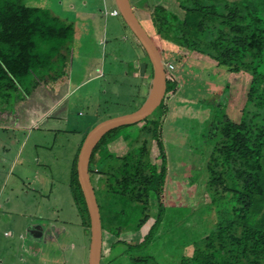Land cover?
Instances as JSON below:
<instances>
[{"label": "rangeland", "instance_id": "rangeland-1", "mask_svg": "<svg viewBox=\"0 0 264 264\" xmlns=\"http://www.w3.org/2000/svg\"><path fill=\"white\" fill-rule=\"evenodd\" d=\"M22 1L56 11L57 0ZM63 1L65 11L58 10L66 12L63 17L73 27V37L62 50L64 61H53L50 74L34 75L33 80L43 82L26 92L0 81V264H86L88 230L80 224L67 186L72 160L91 126L137 108L146 95L142 89L136 92L139 80L133 77V68L144 52L127 29H123L124 35L111 25L112 20H122L120 15L105 18L102 0ZM108 1L113 5V0ZM161 2L168 9H175L178 3ZM99 25L106 28L105 36ZM98 31L100 44L98 35L95 37ZM150 34L162 50L163 62L173 65L168 77L176 80V88L166 92L162 103L147 116L161 120L167 162L160 198L165 210L154 236L135 252L153 256L158 264H179L181 254L191 253L192 241L214 226L216 211L208 207L204 185L205 161L214 141L208 136L209 129L218 126L224 116L238 120L250 77ZM142 124L143 120L118 129L120 137L106 147L115 154L123 153L129 143L125 132L135 138ZM155 143L150 140L149 151L158 162ZM14 157L16 162L11 165ZM90 176L94 185L92 171ZM18 209L27 212V217L18 215ZM152 219L148 218L136 236ZM120 222L129 225L133 217ZM17 223L24 226L25 238L4 233ZM109 240V233L102 232V242L108 244Z\"/></svg>", "mask_w": 264, "mask_h": 264}, {"label": "trees", "instance_id": "trees-1", "mask_svg": "<svg viewBox=\"0 0 264 264\" xmlns=\"http://www.w3.org/2000/svg\"><path fill=\"white\" fill-rule=\"evenodd\" d=\"M177 2L178 11L163 4L147 6L144 21H140L148 32L172 47L201 53L230 72L243 71L250 77L238 120L224 116L218 126L209 129L208 136L214 141L205 161L204 185L208 207L216 211V217L212 229L192 241L191 253L182 254L179 264H264V0ZM72 37L71 23L49 9L22 0H0L1 85L14 90L22 87V92L38 87L43 79L33 80V76L52 73L53 61H64L62 50ZM165 70L166 95L175 91L176 80L169 78L171 70ZM126 126L101 137L90 156L89 172L95 176L102 232L115 238L110 245L140 250L154 236L165 210L160 193L167 160L161 120L156 117L145 118L135 138L125 132L129 143L123 153L108 149L107 143L121 135L117 130ZM152 139L158 162L150 156ZM81 141L70 166L68 187L87 232L88 214L75 169ZM129 217H133L131 224L120 222ZM149 217L153 219L140 236L119 238L121 231L142 228ZM128 264L158 263L153 256L138 252L129 255Z\"/></svg>", "mask_w": 264, "mask_h": 264}, {"label": "water", "instance_id": "water-1", "mask_svg": "<svg viewBox=\"0 0 264 264\" xmlns=\"http://www.w3.org/2000/svg\"><path fill=\"white\" fill-rule=\"evenodd\" d=\"M113 1L123 22L144 50L150 64L151 77L146 95L137 108L96 122L88 129L80 143L75 169L89 220L86 264H100L102 246L100 212L89 172L92 151L101 137L111 129L144 120L161 103L166 91L165 65L152 35L139 20L130 0Z\"/></svg>", "mask_w": 264, "mask_h": 264}, {"label": "crops", "instance_id": "crops-1", "mask_svg": "<svg viewBox=\"0 0 264 264\" xmlns=\"http://www.w3.org/2000/svg\"><path fill=\"white\" fill-rule=\"evenodd\" d=\"M130 1L132 3V6L134 8V11H135L136 15L138 16L139 20H141V21H144L145 12L147 10V6H150V5H153V4H163L164 5V3L161 2V0H153V2H150V3H148L146 0H130ZM74 2H75L74 0H71L72 4ZM102 2H103V5H104V13H103L104 17L107 18L109 16H116V14L111 12V10L115 8L114 1L112 2L113 5L108 0H102ZM25 3L31 4V2L29 3V1L25 2ZM34 3H37V1L34 2ZM32 5H36V4H32ZM38 6H40V5H38ZM63 6H64V1L63 0H59V1L57 0V2H56V11H52V10H49V11L52 14L56 15L57 17H59L61 20L68 22L70 19L68 17L66 19L63 17V15L66 14V12L62 13L61 11L58 10L60 8V10H64L65 11ZM70 12L72 14L76 13L75 10L70 11ZM111 25L113 27H115L118 31H120L121 33H123V29H127L129 31L128 27L124 24L123 20H120V21L117 20L116 23H115V20H114V22L112 20L111 21ZM98 29H101L100 33L103 36H105L106 28L103 27V29H102V27L99 25ZM100 33L98 31L96 36H95V37H97V35H98V37H97V41H98L97 43L98 44H100V37H101ZM115 33H117V32H115ZM123 34L126 35V32H124ZM130 34H131V32H130ZM106 40H107V37L105 39V42H106ZM62 53L64 54L63 51H62ZM66 54H67V52H66ZM138 62L139 63H137V65L135 67L137 69V72H135V68H133V71H134L133 77H135L136 81L139 80V85L137 84L139 90L137 89L136 92H138V91H140V89H142L144 91V93H146L147 89L149 87V81H150V77H151V70L148 67V62H147L146 55L145 54L141 55L140 58L138 59ZM91 76L92 75L87 76V79L89 80V78ZM31 128H34V127L31 126ZM12 129L15 130V127H12ZM34 129H36V128H34ZM28 130H30V128ZM48 130H49V132L51 134H53L52 132H54V130H51L50 128ZM34 147H36V145H34ZM15 157L13 158V162H11V165H13L16 162V158ZM67 184H68V182H67ZM22 207H23V205H22ZM17 214L18 215L21 214V215H23V217H25L27 215V212L23 213V211L21 209H18L17 210ZM1 226H2V229H3V225L2 224H1ZM28 226H30V225H28ZM23 227H24L23 225L20 227L19 224L17 223V225L15 227L13 225V230L11 229L12 228L11 227L9 229L4 230V232L6 231L7 235H11V234L15 235V233H16L17 237L20 238V239L22 237L25 238L27 235L24 232L25 228H23ZM140 231H141V229L139 231H134V232H131L130 230L124 231V232L120 233L119 238L124 239V240L134 239V238L137 237L136 235H137V233H140ZM125 233H129L130 234L129 237H131V238H126V234ZM142 233H144V232H142ZM114 239L115 238H111V240H109L108 244L107 243L105 244L104 241L102 242L100 263H102V264H128L129 263V255L133 254V253L136 254L137 252H135L134 249H127L124 244L110 245V242L113 241ZM139 253H141V252H139ZM183 254H185V253H183ZM156 262L158 263V261H156Z\"/></svg>", "mask_w": 264, "mask_h": 264}, {"label": "built area", "instance_id": "built-area-1", "mask_svg": "<svg viewBox=\"0 0 264 264\" xmlns=\"http://www.w3.org/2000/svg\"><path fill=\"white\" fill-rule=\"evenodd\" d=\"M111 12L114 13V14H117L118 13L117 10H116V8L112 9ZM164 65L169 70L173 67V65H172L171 62H165ZM4 233H7V232L5 231Z\"/></svg>", "mask_w": 264, "mask_h": 264}]
</instances>
